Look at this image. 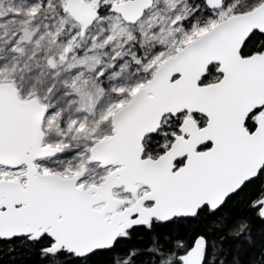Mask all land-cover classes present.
Instances as JSON below:
<instances>
[{
	"label": "snow or ice",
	"instance_id": "obj_1",
	"mask_svg": "<svg viewBox=\"0 0 264 264\" xmlns=\"http://www.w3.org/2000/svg\"><path fill=\"white\" fill-rule=\"evenodd\" d=\"M0 264H264V0H0Z\"/></svg>",
	"mask_w": 264,
	"mask_h": 264
}]
</instances>
